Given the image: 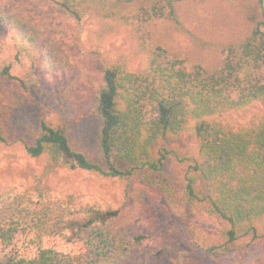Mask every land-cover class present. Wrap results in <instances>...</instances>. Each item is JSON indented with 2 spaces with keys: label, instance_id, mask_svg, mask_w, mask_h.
<instances>
[{
  "label": "trees",
  "instance_id": "trees-1",
  "mask_svg": "<svg viewBox=\"0 0 264 264\" xmlns=\"http://www.w3.org/2000/svg\"><path fill=\"white\" fill-rule=\"evenodd\" d=\"M42 1L76 24L86 14L87 0ZM177 1L153 0L141 16L175 20ZM0 23L20 41L18 54L33 59L30 48L41 38V22L31 12L15 9L0 13ZM223 53L222 65L214 72L200 66L186 69L182 60L169 57L162 48L149 54L142 73L109 62L96 100L105 168L74 151L65 131L45 121H40L33 143L24 144L26 155L55 167L126 181L139 174V182L159 192L175 216L180 207L219 227L215 239L196 241L204 251L250 248L264 239V21ZM39 58L50 69L67 66V57L52 45ZM10 70V65L2 66L0 76L15 80ZM15 84L28 86L26 79H16ZM1 99L3 95L0 145L6 142L4 124L18 101ZM249 115L250 119L237 121ZM185 132L194 140V153L177 191L162 170L172 152L158 145ZM61 208L62 215L40 190L36 198L0 192V264H141L136 250L145 237L125 204L116 209L84 205L74 210L70 196ZM80 215V220L69 224L75 229L72 241L57 227L61 220ZM187 230L193 236L190 224ZM56 239L78 247L59 249L50 244Z\"/></svg>",
  "mask_w": 264,
  "mask_h": 264
},
{
  "label": "rangeland",
  "instance_id": "rangeland-1",
  "mask_svg": "<svg viewBox=\"0 0 264 264\" xmlns=\"http://www.w3.org/2000/svg\"><path fill=\"white\" fill-rule=\"evenodd\" d=\"M152 1L87 0L86 14L76 24L42 0H0V13L22 9L31 12L44 27L38 44L30 48L31 59L18 54L20 41L12 29L0 23V69L10 65L15 80L28 82L24 89L15 80L0 76V97L18 100L4 124L0 192L9 190L36 198L40 190L49 195L61 215V207H66L70 196L74 210L84 205L116 209L125 204L145 237L136 250L141 264H264V239L250 248L204 251L196 241L215 239L219 227L208 218L188 215L180 207L175 216L159 192L139 182V174L131 181L104 177L55 167L44 159L29 158L24 151V144L36 138L40 121H45L65 131L74 151L105 168L99 148L101 120L96 114V100L109 62L142 73L147 69L149 54L162 48L169 57L182 60L186 69L200 66L214 72L222 65L223 50L240 43L257 22L264 21V0H178L174 3L175 20L143 19L141 14ZM49 45L67 57L65 68L50 69L41 64L40 54ZM261 75L264 77V70ZM158 148L172 152L162 170L170 185L180 191L188 157L194 153L192 136L182 133ZM81 217L61 220L58 230L74 241L75 229L69 224ZM189 224L193 236L187 230ZM50 244L59 249L78 247L61 239Z\"/></svg>",
  "mask_w": 264,
  "mask_h": 264
}]
</instances>
